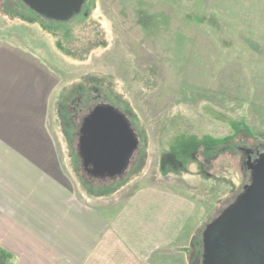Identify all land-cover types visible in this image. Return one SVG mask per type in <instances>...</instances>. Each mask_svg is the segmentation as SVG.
<instances>
[{
  "label": "rangeland",
  "instance_id": "rangeland-1",
  "mask_svg": "<svg viewBox=\"0 0 264 264\" xmlns=\"http://www.w3.org/2000/svg\"><path fill=\"white\" fill-rule=\"evenodd\" d=\"M31 11L0 0V41L38 59L75 195L108 204L151 185L184 196L182 235L149 264H193L205 225L247 184L236 146L264 151V0H84L58 25ZM86 95L129 109L138 139L128 170L104 184L67 157L64 118Z\"/></svg>",
  "mask_w": 264,
  "mask_h": 264
},
{
  "label": "crops",
  "instance_id": "crops-1",
  "mask_svg": "<svg viewBox=\"0 0 264 264\" xmlns=\"http://www.w3.org/2000/svg\"><path fill=\"white\" fill-rule=\"evenodd\" d=\"M37 60L0 41V264H149L182 235L187 199L151 185L108 204L76 196Z\"/></svg>",
  "mask_w": 264,
  "mask_h": 264
},
{
  "label": "water",
  "instance_id": "water-1",
  "mask_svg": "<svg viewBox=\"0 0 264 264\" xmlns=\"http://www.w3.org/2000/svg\"><path fill=\"white\" fill-rule=\"evenodd\" d=\"M40 16L66 21L84 0H20ZM138 139L126 117L111 104L93 107L82 119L76 142L81 165L95 178L126 171ZM250 183L235 202L201 231V264H264V155L250 166Z\"/></svg>",
  "mask_w": 264,
  "mask_h": 264
},
{
  "label": "flooded vegetation",
  "instance_id": "flooded-vegetation-1",
  "mask_svg": "<svg viewBox=\"0 0 264 264\" xmlns=\"http://www.w3.org/2000/svg\"><path fill=\"white\" fill-rule=\"evenodd\" d=\"M79 98H81V97H79ZM75 102L76 103H74L72 106H70L71 113H70L68 119H69V126L73 128V133H72V135H73V150H74L73 155L77 156L78 157L77 160H79L78 162H80L79 156L75 155V154H77L76 142H77V138L79 135L80 125L82 123V119L90 113V111L93 109V107L96 105H100V100H98L97 97H95V96L92 97V96L86 95L85 97H83L82 100L77 99V101H75ZM105 102L106 101H102L101 104H109V103H105ZM114 106L117 109H119L120 112L127 119L128 112L126 114L120 108H118L116 105H114ZM129 126H130V123H129ZM130 128H131V126H130ZM131 130L134 133L133 128H131ZM235 151H237L240 154L241 170L243 172L242 175L246 178L247 184H249L250 178H251L250 166H252L256 162V160L259 159V157L261 155H264L262 145L261 144H255V145L249 146V147L237 145ZM130 162H131V160L129 161L128 166L130 165ZM75 169H76V167H75ZM78 169H80L82 171V173H85L89 178L95 179V177L91 176L88 173V171L84 168V166H82L81 164H80ZM127 170H128V168L126 169V171ZM98 179H99V182L103 183L106 178H103V179L98 178ZM247 184L242 185L241 191H243V186H245ZM200 255L201 254H199V258H196V257L194 258L193 264H201V256Z\"/></svg>",
  "mask_w": 264,
  "mask_h": 264
},
{
  "label": "trees",
  "instance_id": "trees-1",
  "mask_svg": "<svg viewBox=\"0 0 264 264\" xmlns=\"http://www.w3.org/2000/svg\"><path fill=\"white\" fill-rule=\"evenodd\" d=\"M33 11V10H32ZM32 11H31V13H32ZM22 14H23V11H22ZM39 17V16H38ZM32 18V17H31ZM34 18V17H33ZM48 21H50L49 23H51V24H54V25H58L57 23L58 22H61V21H52V20H48ZM43 24H45V23H42L41 25H43ZM48 26V25H47ZM116 97V96H115ZM118 98V97H117ZM109 102H112V103H114L116 106H118V107H120L121 108V110L123 111V112H127V111H129V109H123L120 105H118V101L116 102V101H113V100H109ZM134 116V115H133ZM65 123H64V125L65 126H67L68 128H69V119H68V115H65ZM68 128L65 130V129H63V133H64V138H65V142L67 143V146H68V148H69V157L70 158H73V160H72V164L76 167V165H77V162H78V160H77V158H75V157H73L74 155H73V153H74V150H72L73 149V135H72V133H69L68 132ZM76 170V169H75ZM82 185H84V184H82ZM106 188L105 189H103L104 191H107L108 192V190H107V185L105 186ZM110 188V187H109ZM112 188V187H111ZM114 188V187H113ZM109 193V192H108ZM97 196H100V195H97Z\"/></svg>",
  "mask_w": 264,
  "mask_h": 264
}]
</instances>
